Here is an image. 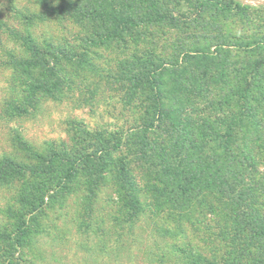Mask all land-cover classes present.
<instances>
[{
  "label": "trees",
  "instance_id": "1",
  "mask_svg": "<svg viewBox=\"0 0 264 264\" xmlns=\"http://www.w3.org/2000/svg\"><path fill=\"white\" fill-rule=\"evenodd\" d=\"M181 3L187 4V13L179 11ZM43 5L49 15L87 25L86 35L77 39L82 48L78 51L65 42L37 40L27 33V28L42 21L37 20L42 15L25 6L11 12L24 31L14 33L0 18V30L16 36L22 48L20 55L5 53L18 81L11 89V99L4 101L9 112L17 117L27 115L41 100L56 98L71 84L67 73L77 76L74 70L95 67L88 57L91 47L110 45L131 50L115 59L117 67H132L116 79L127 86L125 93L132 99L127 105L132 108L138 102L141 111L134 118L138 125L129 127L122 140L95 135L89 152L64 146L40 151L19 136L11 139L12 148L25 156L24 160L0 158V184L28 177L33 185L21 192L18 204L27 211L18 216L14 235L0 234V244L18 255H5L3 250L0 264H36L22 256L26 250L35 253L33 235L45 232L32 226L39 225L38 215L47 201L64 204L69 187L80 179L84 195L75 198L79 208L73 217L78 231L95 224L96 197L112 181L117 209L107 215L109 228L100 224L107 228H102L105 232H112L114 257L122 248L136 245L141 257H160V264L168 262L167 258L171 264H264V172L253 149L261 129L252 127L255 134L243 133L249 126L246 120H252L244 105L230 115L216 116L214 112L223 113L231 101L222 92L228 86L215 82L209 87L202 77L203 64L216 61L215 67H227L233 49L234 53H259L261 61L254 66H264L263 35L225 41L217 20L245 14L249 7L236 0H61ZM163 26L192 39L214 38L215 51H181L182 62L175 65L182 67L163 64L160 57L140 46L149 28ZM144 221L151 226L149 234L138 237L135 230ZM192 228L201 233L198 240L206 247L191 243L188 232ZM159 238L174 241L171 253L157 255L146 246Z\"/></svg>",
  "mask_w": 264,
  "mask_h": 264
},
{
  "label": "rangeland",
  "instance_id": "2",
  "mask_svg": "<svg viewBox=\"0 0 264 264\" xmlns=\"http://www.w3.org/2000/svg\"><path fill=\"white\" fill-rule=\"evenodd\" d=\"M44 1L49 4L61 3V0H0V18L7 22L14 33L24 31V27L13 18L12 9L25 6L29 11L42 15V18H37L42 21H37L35 26L27 28V33H31L37 40L45 38L59 44L65 42L76 46L78 51H81L82 46L78 45L77 39L86 35L87 25H77L67 17L47 14L43 5ZM236 1L248 6L249 9L245 14L234 15L228 20L217 19L221 21L225 41H234L235 37L251 39L250 37L255 34L264 36V3H261L264 0ZM179 11L187 13V4L181 3ZM143 38L141 49H148L147 51L160 57L163 64H173L174 67L181 66L175 65L177 61L182 62L181 51L192 54L200 51L214 52L213 46L216 44L214 38L203 37L199 40L188 38V35L173 30L169 26L149 28ZM119 46L110 45L98 49L91 47L88 57L95 66L91 68V70L94 68L93 72L79 68L74 70L77 76L67 73L66 77L71 84L61 93H57L56 98L41 100L35 110L17 117L12 115L8 107L4 105V101L11 99L10 93L14 84L18 85V81L14 78L16 77L14 68L10 65L5 53L11 51L13 54L20 55L22 48L16 36L8 35L4 30H0V158L14 157L24 160L25 154L11 146L10 141L14 136H19L28 145L40 151L44 148L59 150L64 146L85 148L89 152L95 135L99 134L103 139H109L114 135L122 140L129 127L137 126L134 118L141 111L137 107L138 102L132 108L127 105L128 101H132L125 93L127 86L116 79L119 73L132 67H117L115 59L121 58L120 53H129L131 50H124L122 46ZM251 47L253 49L254 45ZM235 51L231 50L232 55L228 57L229 63H233L234 67H230V64L227 67H215L216 61L213 64L206 63L203 64L202 77L209 87H213L215 82L219 86L222 84L228 86L222 92L227 102L231 100L228 103L229 107L225 105L223 113L214 112L216 116L222 117L238 107L242 110L243 105L247 106L248 110H245V114L250 113L247 115H251L252 120L248 119L246 123H249L251 128L246 125L248 127L242 130L245 134H255L252 127L261 129L253 149L259 168L264 172V66H254L261 61L259 53L247 51L234 53ZM183 67L186 65L183 64ZM124 153V151L121 152V155ZM131 169L137 175L133 165ZM81 182L82 179L69 187V198L64 204L57 200L47 201L42 214L38 215L39 225L32 226L38 232L41 229H45V232L33 235L35 253H28L26 250L25 256L24 254L22 256L27 260H35L36 264H160L158 262L160 257L156 258L157 261L155 257L147 259L144 256L141 257L138 252L139 246L136 245L122 248L117 257L112 254L114 240L112 232L110 230L105 232L107 228L100 224V222L109 223L108 213H115L117 209L112 200L115 199L116 194L110 180L97 195L93 206L92 221L97 225L92 224V227L88 228L82 226L79 231L77 230L73 217L76 209L79 208V202L75 198L84 195L82 191L84 186ZM31 185L33 180L28 177L26 180L17 179L0 184V234L14 235L18 216L27 211L18 204V200L21 192ZM147 217L142 219L145 220ZM26 218L28 219L27 216ZM147 222L149 223V221L139 223L140 227L137 226L135 230L136 236L144 238L149 234L151 226L146 224ZM106 226L109 228L110 225ZM46 231L49 233L47 234ZM101 231L103 234L100 233ZM188 233L193 245L206 247L204 241L198 240L201 238V233L197 234L195 228ZM163 240L160 238L154 242L149 240L146 246L157 255L168 250L171 253L170 246L174 241ZM3 250L5 255H18V252L13 253L11 248L0 244V261L4 260V256H1ZM168 259V262L164 264H171Z\"/></svg>",
  "mask_w": 264,
  "mask_h": 264
},
{
  "label": "water",
  "instance_id": "3",
  "mask_svg": "<svg viewBox=\"0 0 264 264\" xmlns=\"http://www.w3.org/2000/svg\"><path fill=\"white\" fill-rule=\"evenodd\" d=\"M256 2H259V1L256 0ZM261 3H264V2H261Z\"/></svg>",
  "mask_w": 264,
  "mask_h": 264
}]
</instances>
